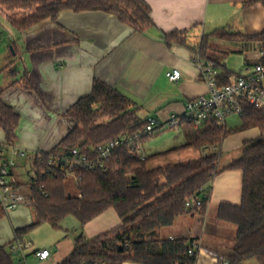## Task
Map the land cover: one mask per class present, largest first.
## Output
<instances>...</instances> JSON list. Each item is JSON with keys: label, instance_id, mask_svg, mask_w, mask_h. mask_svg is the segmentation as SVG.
Returning a JSON list of instances; mask_svg holds the SVG:
<instances>
[{"label": "crops", "instance_id": "0c3cea01", "mask_svg": "<svg viewBox=\"0 0 264 264\" xmlns=\"http://www.w3.org/2000/svg\"><path fill=\"white\" fill-rule=\"evenodd\" d=\"M144 1L150 7L154 26L143 32L134 30L112 13L68 9L62 10L55 20L48 18L20 30L9 17L22 19L33 10L8 11L0 6V92L20 116L15 144L28 152L27 157L17 159L22 168L29 161L33 165L37 151L53 150L75 126V120L66 113L80 98L92 92L95 80L103 81L133 100L143 122L148 117L165 122L173 113L183 114L190 98L207 91L192 62L204 35L222 28L255 34L264 28V5L259 0ZM173 31L184 33V43H168L165 34ZM217 42L228 44V50L223 51L225 57L229 52L243 53L248 65L261 59L260 42L211 37L208 55L217 58L227 69L231 68L225 58L212 53L217 49ZM173 68L182 72L179 81H170L166 75ZM27 79L31 88H27ZM229 121L234 122L230 125L227 120L225 126L229 129L242 124V119L236 123L234 116ZM182 127L186 131V125ZM168 129L171 128L163 127L153 135ZM261 132L259 127L238 131L228 136L221 146H229L232 139L236 145H245L260 137ZM153 135L143 138L146 154L151 149L147 161L152 155L156 157L153 167L147 165L149 169L197 159L214 150L210 146L184 148L187 140L162 151L152 149V145L146 150ZM5 140V132L0 127V143ZM242 190L240 170L219 173L207 189L203 208L178 216L171 226L159 230L160 238L197 242L195 264H225L223 259H227L235 246L237 226L219 219L218 208L221 203L240 204ZM70 216L73 215L67 218ZM34 218L33 207L26 205L0 216V246L10 249L18 237L17 230L31 225ZM64 219L50 246L36 247L29 240L31 246L26 250L29 264H59L75 249L77 236L88 240L122 223L112 208L85 224L78 219V222L67 221L65 229L61 227ZM24 237L27 239V235ZM43 248L52 251L47 261H40L33 254ZM14 258L17 263L18 258ZM123 264L140 263L125 261ZM243 264L260 262L250 258Z\"/></svg>", "mask_w": 264, "mask_h": 264}, {"label": "trees", "instance_id": "16d2710c", "mask_svg": "<svg viewBox=\"0 0 264 264\" xmlns=\"http://www.w3.org/2000/svg\"><path fill=\"white\" fill-rule=\"evenodd\" d=\"M259 1L264 5V0ZM0 6L8 11L33 10L22 19L9 17L20 30L48 18L55 20L67 9L112 13L141 32L154 26L150 7L144 0H0ZM182 34L173 31L165 34V38L169 44L175 40L184 43ZM211 37L260 42L264 50V28L255 34L222 28L204 35L198 51L202 58L221 66L224 81H230L235 73L208 55ZM27 86L32 87L28 79ZM66 116L74 119L76 124L52 152L73 146L88 151L109 139L137 133L146 124L139 118L138 106L133 100L98 79L92 92L80 98ZM19 120V114L3 100L0 92V127L9 144L16 143ZM185 125L187 142L184 148L210 146L214 151L197 159L149 169L147 159L141 160L122 149L110 160L108 171H80L76 193L67 188V180L62 177L40 175V171L46 169L49 157L48 152L42 151V160L36 158L34 161L39 175L29 183L35 218L31 225L17 230V236L24 237L42 223L59 228L60 222L69 215L85 224L112 208L121 217V225L88 240L82 235L77 236L75 249L59 264H123L125 261L195 264L196 257L188 253L193 240L161 239L159 230L171 226L178 216L192 211L186 206L187 200L207 192L216 175L226 170H240L243 175L241 203H221L218 208L219 219L237 226L235 246L227 259L229 264H243L245 260L255 258L264 264V136L247 142L242 155L223 168L219 166L220 153L216 151V147L233 133L253 127L263 131L264 111L248 106L242 124L235 129L219 125L216 120H211L202 130L195 129L190 122ZM0 264H17L7 246H0Z\"/></svg>", "mask_w": 264, "mask_h": 264}, {"label": "built area", "instance_id": "2783aa9c", "mask_svg": "<svg viewBox=\"0 0 264 264\" xmlns=\"http://www.w3.org/2000/svg\"><path fill=\"white\" fill-rule=\"evenodd\" d=\"M261 59L234 75L230 71V81H224V72L221 66L214 61L203 60L197 51L192 62L199 71V78L207 86V91L196 97L190 98L185 105L183 114L173 113L167 121L163 122L155 117H148L143 129L137 133L109 139L85 151L80 146L63 148L59 152L47 151L49 157L47 167L40 171V175L59 176L65 180H79L80 171H108L110 160L122 149L130 155L141 160L147 159L143 146V137L153 135L163 127L179 129L187 122L192 123L197 130H202L211 120H216L219 125H225L232 116L242 119L248 106L264 111V50L260 52ZM170 81H179L182 72L173 68L166 73ZM264 136V130L261 132ZM28 152L4 141L0 144V216L8 215L11 211L26 205L33 207V199L29 183L39 175L33 163V174L28 183H21L16 175L17 159L27 157ZM42 160V151H37L35 159ZM47 196V193H45ZM208 193L204 192L196 199H188L186 206L192 211L203 208ZM31 246L25 237H17L10 246V250L17 259V264H29L26 250ZM198 243L194 240L188 250L189 255L197 256ZM33 254L40 261H47L52 257L49 248L37 249ZM229 264L228 259H223Z\"/></svg>", "mask_w": 264, "mask_h": 264}, {"label": "rangeland", "instance_id": "374dc122", "mask_svg": "<svg viewBox=\"0 0 264 264\" xmlns=\"http://www.w3.org/2000/svg\"><path fill=\"white\" fill-rule=\"evenodd\" d=\"M20 11L22 13L25 12L24 10H20ZM175 41H173V42H175ZM217 43H219L216 45L217 49L214 50V52H212V53L214 56H216L218 58H221V59L225 58V63H226V65H228L231 68V69H229L231 72L238 73V72H240L246 68V65H248V62H246V60H245L246 58H245V55L243 53L229 52V54L225 57L223 51L228 50L229 47L226 46L228 44H223L221 42H217ZM234 117H236V123H237V121L241 120L240 117H237V116H234ZM228 124L231 125V124H234V122L229 121V119H228ZM186 140H187V136H186V131H185L184 127H181L179 130L168 129V130L161 132L158 135H155V136L153 135L152 138L150 139L148 145H146V150H148L147 147H151L150 145H152V147H153L152 149L155 150V148H156L157 150L162 151V150L169 149L173 146H177L179 144L185 143ZM234 141H235L234 139L230 140L229 146H227V144L226 145L224 144L223 146L218 145L216 147V151L218 153H220L219 166L221 168L227 166L231 161L240 157L243 153L244 145H239V144L236 145V144H234ZM208 151H211V149H208ZM149 152H151V149H150V151H147V154ZM212 152H208L207 154L212 153ZM163 157H166V156L164 155ZM155 158L156 157L152 155L148 159L147 165L149 167L154 166L153 160ZM23 168H24V170H22ZM23 168H22V166L18 165L16 175H17L19 181L24 182V183H28L30 181V177L32 176L33 171H34L33 165L31 164V161H29V163H27V165H24ZM76 183H77V180H75V179H68L67 180V188L73 193H76V191H77L78 185ZM67 221L78 222L77 218H75L74 216H70L68 218L66 217L61 224L62 228H64V229L67 228V223H69ZM59 230L60 229H58V228L52 227L51 224H49V223H42L41 225L32 229L27 234L26 240L27 241L31 240L34 243V246H36V247L50 246L51 242L54 241L56 233L59 232ZM30 257H33V256L29 255V258Z\"/></svg>", "mask_w": 264, "mask_h": 264}]
</instances>
